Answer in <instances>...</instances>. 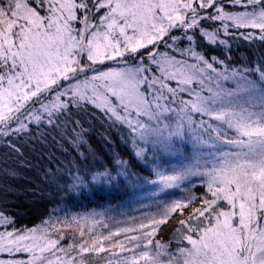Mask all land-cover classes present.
Masks as SVG:
<instances>
[{
    "label": "snow or ice",
    "instance_id": "1",
    "mask_svg": "<svg viewBox=\"0 0 264 264\" xmlns=\"http://www.w3.org/2000/svg\"><path fill=\"white\" fill-rule=\"evenodd\" d=\"M236 6L244 10H229ZM232 29L258 30L264 41V0H0V145L20 153L13 137L92 106L129 129L134 145L164 153L191 138L197 155L157 168L152 183L163 191L199 177L204 188L115 230L73 217L81 241L67 248L47 221L0 232V253L27 255L0 264H87L103 253L108 264H264V65L219 70L225 61L205 51L230 49L221 32ZM135 155L146 158L139 147ZM84 183L75 177L69 191ZM172 220L174 245L156 239ZM98 224L106 234H93Z\"/></svg>",
    "mask_w": 264,
    "mask_h": 264
},
{
    "label": "trees",
    "instance_id": "2",
    "mask_svg": "<svg viewBox=\"0 0 264 264\" xmlns=\"http://www.w3.org/2000/svg\"><path fill=\"white\" fill-rule=\"evenodd\" d=\"M231 11H243L240 6ZM234 36L221 37L229 41L230 49L225 46L205 48L208 56H217L225 64L218 65L219 70L258 69L264 65V41L258 38V30L232 29ZM253 32L256 38L245 40L239 33ZM253 79L259 78V72H253ZM199 120V117H196ZM206 119V118H205ZM79 121V124H76ZM82 140H77V137ZM13 142L21 149L20 153L5 145H0V213L8 217L9 224H0V232H23L32 228L47 227L50 237L67 248L69 243L79 244V225L71 223L73 217H89L109 226L115 218L135 217L151 202L156 194L169 198L172 191L153 189L157 180L155 170L163 169L175 159L179 166L197 155L191 138L177 140L170 152L154 151L151 144L137 141L134 145L130 130L125 126L112 125L103 113L92 106L87 111L73 113L63 120L59 127L44 125L31 126L30 134L22 133ZM137 147L144 149L145 159L135 155ZM199 155H206L202 152ZM124 161L117 165L115 161ZM179 168V167H178ZM105 169L111 179L93 175ZM75 177L85 181L78 189L69 191ZM199 177L185 182V187ZM202 183V182H201ZM203 186H195L192 192L199 195ZM144 212V213H145ZM96 213L94 217L92 214ZM102 214V215H101ZM62 222V223H61ZM56 229L52 230V225ZM176 221L172 220L157 233L156 239L162 243L176 241L173 230ZM103 224L95 226L94 233H107ZM61 233L63 239H60ZM85 239L87 228L85 227ZM123 239V237H120ZM76 255L75 252L72 253ZM24 253L9 256L0 253V259H26ZM87 264H108L112 257L108 253L87 255Z\"/></svg>",
    "mask_w": 264,
    "mask_h": 264
},
{
    "label": "rangeland",
    "instance_id": "3",
    "mask_svg": "<svg viewBox=\"0 0 264 264\" xmlns=\"http://www.w3.org/2000/svg\"><path fill=\"white\" fill-rule=\"evenodd\" d=\"M179 164L178 162L173 159L172 163H169L168 166L164 167L163 169L164 170H170L172 168H177L178 169ZM201 181H196L194 183H190L187 186L185 187H180L181 189H177L176 191H172V194H170V197L169 198H165L163 196V194H156L154 196V198L151 200V202L149 204H147V207H144L146 210V212L144 213L143 211H141V213H139L137 216L135 217H126V218H115L112 223L110 224L111 226V230H115L116 227H122V226H125L127 223L131 222L134 218L139 221L140 219H144L146 216H149V215H152V214H155L159 211V209L157 208V203H161L163 204V202H171L175 199H179L181 198L184 194H185V191L187 190H191L193 189V187L195 186H201ZM153 189H156V190H159V186L154 184V187Z\"/></svg>",
    "mask_w": 264,
    "mask_h": 264
}]
</instances>
